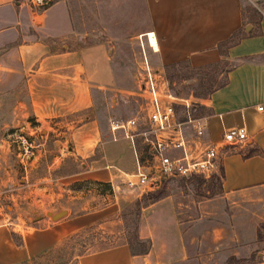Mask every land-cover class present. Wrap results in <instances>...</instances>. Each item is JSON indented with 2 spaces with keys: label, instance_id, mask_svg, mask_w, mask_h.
<instances>
[{
  "label": "crops",
  "instance_id": "0c3cea01",
  "mask_svg": "<svg viewBox=\"0 0 264 264\" xmlns=\"http://www.w3.org/2000/svg\"><path fill=\"white\" fill-rule=\"evenodd\" d=\"M142 3L147 22L137 34L145 36V59L159 74L163 66L181 61L193 67L218 62L221 55L217 44L242 30L244 36L228 49V59L236 61L237 67L228 74L224 87L199 101L202 113L198 116L208 118V139L212 142L237 127L246 128L248 140L243 147L221 156L223 178L216 198L181 202L166 196L146 207L155 214L153 220L161 238L152 241L146 254L132 255L126 245H118L87 251L64 264H226L229 259L243 262L256 251L257 260L243 264H264V251L259 248L264 249V240L257 239V228L264 223V17L258 14L256 23L244 24L243 19L249 17L242 0ZM44 13L57 19L61 28H25L20 24L25 18L24 22L34 23L33 16L40 17L43 12L35 13L16 0H0V115L25 108L45 122L58 121L70 130L59 142L63 147L67 140L81 143L84 130L91 132V128H85L89 123L77 125L80 121L76 113L91 105V95L86 91L107 92L114 74L102 42L70 48L62 44L63 49L58 51L54 40L64 36L68 27L66 10L57 14L51 5ZM246 24H251L248 32L244 31ZM37 31L48 41L36 39ZM149 34H153L155 49L149 43ZM8 84L10 87H3ZM120 146L123 158L119 166L131 173L133 152L128 144ZM249 149L261 154L244 157ZM89 178L109 182L103 174ZM93 213L97 211L42 221L25 233L7 229L0 234V246L20 254L22 262L28 263L82 231L87 227L86 218ZM15 232L20 244L13 240L17 238ZM166 244L171 245L169 258L163 247ZM7 264L22 263L11 256Z\"/></svg>",
  "mask_w": 264,
  "mask_h": 264
},
{
  "label": "rangeland",
  "instance_id": "374dc122",
  "mask_svg": "<svg viewBox=\"0 0 264 264\" xmlns=\"http://www.w3.org/2000/svg\"><path fill=\"white\" fill-rule=\"evenodd\" d=\"M16 1L24 3V7L31 8L35 13L43 12L40 17L33 16L34 23L24 22L25 18L20 23L25 28L33 26L40 30L45 27L59 29L61 27L58 20L44 13V10L52 5L56 7L57 14H62L65 9L68 17L65 27H68L64 36L54 40L58 51L63 49L62 44L70 48L72 45L102 42L106 46L108 61L114 74V83L107 92L96 94L94 91H86L93 100L91 99L88 108L76 113L77 121H80L77 125L87 122L89 125L85 128L92 130L83 131L81 143L67 140L61 147L59 142L67 137L70 130L58 125V121L45 122L42 116L36 117L25 108L20 112L0 115V234L7 229L25 233L28 227H36L42 221H49L48 213L65 211L60 219H70L97 211L86 218L87 227L77 233L79 236L70 242V248L55 246L39 259L27 263L22 262L20 254H13L2 245L0 264H7L11 256L22 264H64L73 261L79 252L120 242L123 239L122 229L125 227L130 230L134 223L133 214H124L122 211L145 194L137 188H127L122 183L121 173L126 172L119 166L123 158L120 145L128 142L120 136L112 141L107 123L110 119L125 121L131 117H136L138 123L143 121V100L139 86L142 54L145 53L147 58L148 51L145 36L137 33L144 28L147 19L144 17L142 0H47L46 3H37L36 0ZM242 2L249 19L257 21L258 14L264 17V0ZM34 36L48 41L40 31ZM235 63L237 62L229 60V64ZM151 67L155 69L153 65ZM161 72L163 73L162 70ZM224 78L221 75L217 79L221 82ZM168 79L169 92L182 99H191L193 115H200L202 109L199 101L190 96L198 83L196 74L182 80ZM183 110L182 103L178 102L176 112L179 117L183 115ZM52 129L57 131L53 132ZM87 134H90L89 137ZM92 138L94 141H87ZM139 142L137 138V149L146 153ZM144 156L147 157V154ZM99 174L107 175L105 180L109 182L99 183L89 178ZM210 178H170L162 182L160 189L176 201L209 200L219 196L220 189L217 181ZM215 193L209 198V195ZM143 202L141 200V206ZM147 206L140 209L136 233L138 237H149L142 240L147 241L150 248L152 241L161 238L156 232L153 220L155 214L145 210ZM15 235L17 238L14 237L13 240L20 243L19 235ZM163 247L165 256L169 258L171 245ZM259 248L264 251L262 246ZM256 253L257 251L253 252L242 261L255 262ZM243 262L229 259L226 264Z\"/></svg>",
  "mask_w": 264,
  "mask_h": 264
},
{
  "label": "built area",
  "instance_id": "2783aa9c",
  "mask_svg": "<svg viewBox=\"0 0 264 264\" xmlns=\"http://www.w3.org/2000/svg\"><path fill=\"white\" fill-rule=\"evenodd\" d=\"M46 1L36 0L37 3ZM142 57L139 86L143 100L142 123H138L136 117L125 121L110 119L107 123L112 141L116 140V136L122 137L133 152L134 170L121 173L122 183L127 188H137L142 193H148L159 189L162 182L170 178L201 176L209 179L218 174L221 156L246 144V128L224 131L219 141H210L208 118L194 116L191 99L172 95L163 74L153 71L144 54ZM178 102L184 108L181 117L176 112ZM137 138L139 146L146 153L137 149Z\"/></svg>",
  "mask_w": 264,
  "mask_h": 264
},
{
  "label": "trees",
  "instance_id": "16d2710c",
  "mask_svg": "<svg viewBox=\"0 0 264 264\" xmlns=\"http://www.w3.org/2000/svg\"><path fill=\"white\" fill-rule=\"evenodd\" d=\"M244 24L245 23H256L253 19H243ZM258 21V20H257ZM244 36V33L241 29L233 32L228 38L220 41L217 44V50L219 51V54L221 55V59L212 64H207L199 67H193L188 61H181L174 64H168L163 66V76L168 82V78H172L175 80H182L187 78L189 75L196 74L197 76V84L195 88H193V93L190 95L195 101H201L207 97H209L211 94H213L216 90L224 87L228 82V74L234 70L237 67V63L235 64H229L228 59V49L234 45H236L240 39ZM224 75L225 78L223 81L219 82L218 77ZM180 98V97H179ZM253 154H261L260 152L256 150H248V152L243 155L244 157L251 156ZM223 178L222 169H220L219 174L211 176V180H216L219 184V193L221 192V182ZM217 194V195H218ZM215 194L209 195V198L212 197ZM166 194H164L161 189H157L153 192L145 193L141 196L140 200L135 201L133 204L127 205L126 208L122 211V213L127 214L131 213L133 214V227L129 230L127 228H123V239L120 242H117L115 244H109L105 245L104 247L98 248L99 250L108 249L114 246L118 245H126L132 255H143L146 254V252L149 249V243L145 240L139 239L136 233L137 228V220L139 217L140 209L146 205H150L154 202H157L158 200L164 198ZM141 200H143L144 204L141 206ZM123 215V214H121ZM117 219L118 216H115ZM121 220V219H119ZM79 234H74L72 236H69L60 247L70 248L68 245L70 242L78 237ZM257 239L259 241L264 240V223L259 225L257 228ZM14 242H16L14 240ZM20 244V243H19ZM85 252H79L76 256H80ZM42 257V255L40 256ZM40 257H36L32 259L31 261H34L36 259H39ZM74 257V258H75Z\"/></svg>",
  "mask_w": 264,
  "mask_h": 264
},
{
  "label": "water",
  "instance_id": "95a60500",
  "mask_svg": "<svg viewBox=\"0 0 264 264\" xmlns=\"http://www.w3.org/2000/svg\"><path fill=\"white\" fill-rule=\"evenodd\" d=\"M250 28H251V24H246V25L244 26V31H245V32H248V30H249ZM47 215L50 217V219H51L52 221H56V220L60 219L61 217H63V216L65 215V211H60V212H57V213H55V214H50V213H48Z\"/></svg>",
  "mask_w": 264,
  "mask_h": 264
},
{
  "label": "bare ground",
  "instance_id": "6f19581e",
  "mask_svg": "<svg viewBox=\"0 0 264 264\" xmlns=\"http://www.w3.org/2000/svg\"><path fill=\"white\" fill-rule=\"evenodd\" d=\"M148 37H149V43H150L151 47H153L155 49L156 45H155L153 34H149Z\"/></svg>",
  "mask_w": 264,
  "mask_h": 264
}]
</instances>
